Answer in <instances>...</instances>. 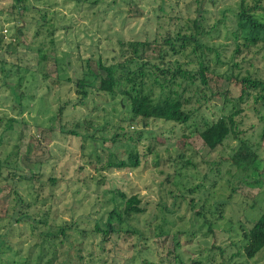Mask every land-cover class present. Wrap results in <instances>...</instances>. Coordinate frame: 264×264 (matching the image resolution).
Wrapping results in <instances>:
<instances>
[{"label": "rangeland", "instance_id": "obj_1", "mask_svg": "<svg viewBox=\"0 0 264 264\" xmlns=\"http://www.w3.org/2000/svg\"><path fill=\"white\" fill-rule=\"evenodd\" d=\"M239 2L0 0V264H264V247L236 252L264 215V105L253 91L238 99L237 80L264 81L263 48L236 37ZM194 18L211 48L205 100L184 124L130 118L119 94L76 93V79L129 54L123 43L148 40L156 61L162 38ZM185 48L176 58L194 59ZM233 110L238 137L207 148L204 121ZM240 141L242 168L230 159ZM130 146L136 167L100 169ZM131 195L143 211L126 216Z\"/></svg>", "mask_w": 264, "mask_h": 264}, {"label": "trees", "instance_id": "obj_2", "mask_svg": "<svg viewBox=\"0 0 264 264\" xmlns=\"http://www.w3.org/2000/svg\"><path fill=\"white\" fill-rule=\"evenodd\" d=\"M254 10H258L264 15V4H260L256 0L253 5L247 6L243 0H240L239 10L235 13L236 37L239 38L238 35H240L243 45H255L260 41V47L263 48L261 58L264 60V24L254 20L250 13H247V11ZM203 33L205 30L194 18L191 21L190 31L176 32L173 36L165 35L154 57L156 61L150 60L144 53L148 48V40H133L123 43L122 45H125L129 50V54L126 57L121 55V60L114 63L99 65L101 73L97 71L92 74L89 71L92 76L89 80L83 77L76 79L74 83L76 93L81 99L86 96L87 88L102 91L111 98L115 94H119L126 101L122 108L126 109L130 118L161 119L184 124L191 116L192 107L190 106H193L194 102L199 105L204 99L203 87L207 83L205 75L207 66L201 59V53L203 50H210L211 47H207L199 39ZM189 46H191L190 52L195 54V58L178 60L176 55ZM237 80L240 84L238 99L248 96L253 91V103L264 105V81L262 79L248 72ZM236 113L237 110H233L228 115L218 116L214 121H204L199 136L207 148L213 149L220 145L228 135L233 138L238 137L237 126L233 119ZM239 144L230 159L236 165L243 164L242 168L249 163V154L244 151L246 149L244 143L240 141ZM125 152L124 159L107 162L106 166L100 167V169L111 165L117 168L136 167L138 152L135 147L130 146L126 148ZM35 178L37 180V177ZM48 182L53 183L54 179H48ZM141 211L143 209L139 207V199L135 195L125 198L122 209L124 215L128 216ZM106 226V230L101 231L98 227H95V230L102 234L112 231L110 222L106 223ZM59 230L63 232L62 228ZM242 233L244 242L241 250L237 249L236 252L246 258H252L264 247V215L254 220L250 227Z\"/></svg>", "mask_w": 264, "mask_h": 264}]
</instances>
